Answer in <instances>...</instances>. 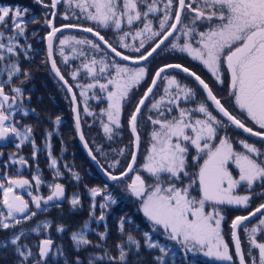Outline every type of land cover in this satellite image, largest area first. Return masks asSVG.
<instances>
[{"label":"snow or ice","instance_id":"obj_1","mask_svg":"<svg viewBox=\"0 0 264 264\" xmlns=\"http://www.w3.org/2000/svg\"><path fill=\"white\" fill-rule=\"evenodd\" d=\"M59 0H52V7H55ZM140 4H143L146 11L140 10ZM196 4V7H193ZM13 12L10 7L0 6V25L7 23L6 18L11 17L13 29L17 34H23L25 29L22 27L24 23V14L27 9L21 10L19 6H14ZM76 7L81 11H87V19L96 21L104 28L110 25L120 30L125 21L131 26L136 21H145L143 27L136 30L133 39L139 40V47H135L134 51L139 53L149 41L153 42V46L146 54L136 57L124 55L117 51L107 40L104 39L99 32L95 35L102 41L115 56L122 57L123 60L139 63L146 61L153 56L170 37L179 31V34L185 37V42L181 45L178 43L180 35L175 36V40L170 44L172 49H178L180 52L188 53L193 59L201 61L203 65L212 73L217 81H221V68L226 65V69L230 74L231 95L235 98V103L242 112L255 124L261 131H254L252 127H247L244 122L232 115L228 109L224 107L219 99L213 94L208 84L200 78L195 72L183 67L180 64H168L160 67L152 79L151 85L145 91L143 97L137 103L135 110L131 113L128 124L130 131L134 137L133 146L139 149L140 135L138 132V117L142 107L153 94L154 88L159 80L166 81L164 95L159 100L154 101L150 110H157V117H148L149 121L158 127H154L151 132V144L145 156V162L141 168L155 179L153 185L147 186L144 178L137 172L127 185L130 192L141 198L142 210L144 215L152 222L153 228L161 226L167 237L173 241H177L184 248L185 253L195 252L197 250L204 251L208 257H214L219 260L232 261L233 257L229 252V246L225 242L222 235L221 223L225 217L219 211V205H228L236 207H247L249 205L250 195L234 194L236 189L241 185H247L249 190L253 185L259 182L264 186V150L253 144L240 140L243 151H236L231 138L225 134L219 137V143H214L221 130H225L229 126H235L243 132L249 133L251 136L259 137L264 140V0H178V7L175 10L174 22L169 25L172 18L173 0H167L164 5L163 16L159 20V29H154L152 21L148 20L150 14H156L160 11L158 0H78ZM190 13L188 23L182 24V16L185 12ZM55 15V13H53ZM207 23L208 27L205 31H198L197 24ZM51 24V21H47ZM167 26V27H166ZM179 26V29H178ZM65 27H75L74 25H66ZM92 33V28L84 29ZM60 31L59 28L52 27L48 33V55L52 56V40ZM130 33L125 32L120 37V43L123 48H129L130 45L124 43L125 37ZM198 36L194 46L191 37ZM4 33L0 32V50H6L7 53H14L15 36H9V43H3ZM70 38L60 40L61 46L67 44ZM77 44H89L93 49L99 50L100 45L91 40H76ZM75 51V49H73ZM63 54V47H61ZM80 55H84L83 52ZM5 59L4 51H0V61ZM68 57L65 56V60ZM101 65L99 73H105L108 69L113 68L114 74L107 79L106 83H99L98 80L87 85H78V87L86 89H94L99 85L102 91H107L108 107L104 110L107 114V123L102 122L103 131L111 138L113 125L120 126V117L123 102L129 97L130 91L138 86L145 78L147 69L145 67H129L121 65L113 61L106 62L103 58L99 61L93 57L89 62L82 65L89 76L95 80L97 69L96 65ZM52 68L59 78L67 84L64 76L61 75L52 61ZM180 69L184 73L193 77L200 86L206 91V100L211 101L222 118L218 119L209 110L206 102H200L195 109L182 108L179 106L181 100L188 102L194 100L196 93L193 89L182 86L175 77L162 76L168 69ZM20 69L16 64H12L7 68L8 78L19 72ZM79 69L71 73L73 78L78 75ZM111 85V90L109 86ZM173 86L175 90L173 91ZM13 92L21 93L19 87L13 88ZM68 91L72 88L69 86ZM81 96H85L82 91ZM73 103L76 102V96L72 95ZM17 103L15 96L5 94L3 90V82H0V140H5L10 136L21 137L22 141L28 139L30 128H26L22 134L14 124L8 123L9 115L7 114ZM7 105V107H5ZM177 109L178 115L172 116L171 119L166 118L165 113L169 115L173 108ZM163 109V110H162ZM76 111V109H73ZM85 112H88L85 107ZM194 114H201L203 118L193 119ZM226 118V121L223 119ZM56 123H60V118H56ZM76 128H80V118L76 116ZM50 135V134H49ZM80 139L84 137L81 133ZM193 147L196 156L193 160L202 159L203 163L199 165L198 173H195V180L189 177L190 183L184 187H178L177 184H183V177H188L186 171L188 166L189 147ZM85 147L87 144L85 143ZM124 149H120L123 155ZM91 155V151L89 150ZM95 159V157H93ZM137 152L131 153V162L127 169L120 173V177L127 176L134 171L136 164ZM15 163L16 161L13 160ZM26 164L27 161L22 157L19 161ZM117 160L113 166H116ZM230 164L235 165L238 170V179L234 178L232 171L229 170ZM57 160H51V167L55 168ZM57 174H59L57 172ZM110 179L117 180L120 177L108 174ZM167 176V180L163 179ZM79 178L78 176L76 177ZM37 186L41 184L39 175L34 177ZM30 182L27 179H8L7 184L0 180V191L3 193L2 205L6 209L0 211V227L7 229L10 227L8 220L13 224H20L21 220L17 219V215L22 216L25 220L30 219L35 213H28V202L22 196L16 194L15 189H23ZM193 184H198L199 198L191 195ZM167 185V186H165ZM92 196L98 194L97 189H92ZM264 195V193H261ZM64 195V188L60 184L54 186L52 195L44 201L47 204ZM41 197H32L35 206L39 209L41 206ZM111 202V196L108 197ZM71 204L76 206L79 204V198L74 197ZM212 206V211H206V205ZM103 207V206H102ZM264 210V204H260L253 212L247 216H236L231 223V237L235 245V253L239 259V264H246L244 253L241 248V240L238 236L237 229L242 227L243 222L255 217ZM104 217L101 215L100 220ZM123 219L121 221V230H123ZM45 227L47 224L44 225ZM33 229L34 231L38 230ZM83 229H88V224L83 225ZM58 230L63 231V228ZM249 233V243L251 248L258 249V261L252 258V264H264V243H257L255 234L258 231H264V218H261L258 225L253 226L250 230L244 228ZM23 231L19 235L12 238L11 243L17 245V242L23 236ZM104 234H101L103 236ZM145 243L149 248H159L163 254L157 257L159 264H165L164 255L168 254L166 247L161 246L152 239L148 233H144ZM72 240L77 248L80 245L88 244L83 231L72 233ZM129 244H134L139 249L140 244L131 235L128 237ZM51 240L42 241L40 247V256L44 257L48 254L51 246ZM121 248L119 260L124 261L126 253ZM27 246L23 248L17 245L16 251L19 255L27 260L31 255L30 250L26 251ZM91 264V261L89 262Z\"/></svg>","mask_w":264,"mask_h":264},{"label":"flooded vegetation","instance_id":"obj_2","mask_svg":"<svg viewBox=\"0 0 264 264\" xmlns=\"http://www.w3.org/2000/svg\"><path fill=\"white\" fill-rule=\"evenodd\" d=\"M77 3H75L74 5L70 4L66 6L65 0H59L57 5L55 7H52V1L50 0H0V6L10 7L13 12L15 11L14 6H19L21 10H28L24 14V23L22 27H24L29 36L28 43L24 46V48H32L29 55L30 59L28 58L29 63L24 62V59L22 58V36L20 34H17L13 29L11 17L6 18L7 23H5L4 25H0V32L4 33L2 41L3 43L8 44V37L15 36L14 53L9 54L6 52V50H0L4 51L5 53V59L0 61V82H3V90L5 94L9 95L10 97L15 96L17 98V103L13 105L12 109L7 113L9 115V121H7L6 124H14L17 130H19L22 134L25 132L26 128L31 129V132L28 134V139L26 140L22 141V136H10L5 140H0V180H2L5 185L7 184L9 178L27 179L30 182L23 189H15L16 194L22 196L23 199L28 202V213L33 212L34 208L36 207L35 203L32 200V197L43 198L41 200V203L44 204V209H47V207H49L50 209L63 208L65 204H68L70 189L73 186L80 187L81 185L87 186L89 184H95L97 177V174H95L92 168H94L96 172L97 169L95 168L94 164L91 163L82 147L81 142H79V132L77 131L75 121L76 111L73 110L75 109L74 103L72 99H70L67 88L62 85L60 80L56 77L52 67L50 66V57L48 56V50L45 47L46 35L44 38V36L42 35L43 31L50 30L53 27V24L56 28H59L60 26H58L57 24L58 21L68 20L71 16H73V20L70 23H66L65 25L72 24L79 27L83 26L85 28H92L96 32H99L105 40H107L113 47L117 49V51L122 52L124 55L136 57L139 54L141 55L149 51V42L145 44V47L141 49L139 53L134 51L135 47H139V40L141 38L133 39L132 37L135 34L136 30L143 27V24L145 22L143 19L141 21L134 22L131 26L128 25L132 32L128 36V39L124 41V43L129 44L130 47L123 48L118 39H113L107 33H103L98 27H96L101 25H99L96 21L87 19V11L91 9L81 11L80 8L76 7ZM161 5V1L158 0V7L160 11L154 15H149V20H151L152 22H154L155 20L159 22L160 18L163 16ZM193 7H196V4H193ZM140 9L141 11H146L144 5H142ZM53 13H55V15H53ZM186 13L187 11L185 12V14ZM185 14L182 16V24L188 23L191 15L190 13H187L186 15ZM47 21H51V24L47 23ZM200 26L204 27L205 30L208 27L207 23H204ZM197 29L199 30L198 24ZM72 32L81 34L85 40L93 41V39H95L98 44H102L97 38L91 36L90 34L74 31ZM61 34H59L54 41V56L56 65L57 67H59L61 74L64 76V78H66L71 88H73V90L75 91L76 99L78 100V114L81 121V129L83 131L85 142L90 147V150L94 152L98 161L103 164L104 168L108 172L113 173V171L109 169V164H107L106 162L103 163L98 156L100 152L109 154L112 146L114 145L113 141H111V138H109V136L104 133L102 126V122H108L107 114L104 111L108 107L107 91H102L99 88L98 84L94 89L78 87V85L90 84L92 81L93 77L87 74V71L83 69L82 65L89 62L93 57L97 59L98 55H96V49H93L89 44L81 45L73 41L70 44L68 42L67 44L61 46L60 42H58V40L61 38ZM178 34L179 31H177V33L170 39V41L174 39ZM196 38L197 36L195 35L191 37L192 43H195L197 41ZM184 42L185 37L180 35L178 43L183 44ZM43 46L44 48H46L44 52ZM61 47H63V54L61 53ZM102 47H104V45ZM104 48V50L108 54H110L106 47ZM73 49H75V51ZM174 51L176 53V58H180L182 53L178 49H174ZM81 52H83L84 55H80ZM65 56L68 57L67 60H65ZM110 56L114 60H119L113 54H110ZM185 58L191 62L195 60L188 53H185ZM104 60L110 61L111 59L107 57ZM149 62L138 65L130 63L129 64L136 67L142 65H147L146 67H149L151 64ZM12 64H16L19 67L20 71L15 73L12 76L11 80H9L7 68ZM100 66L101 65L99 64L95 66L97 69V73H99ZM77 69H79L78 75L76 76V78H73L71 73L73 71H76ZM111 70L114 72L113 68ZM104 74V76H102L103 74H101L100 76L106 80L108 78L106 74L108 76L110 75L108 71ZM198 75L208 83L213 94L217 97V99L221 101L224 107L228 109V111L232 115L236 116L238 119L244 122V120L238 117L234 112L233 106H236V103L234 100V96L230 94L231 80L228 71L226 70L225 72H222L220 74L222 82L217 81L215 77H208L205 74L203 75L199 73ZM16 87H19L21 89V93L18 94L12 91V89ZM199 87L198 89H194L196 93L194 100L188 102L181 100L179 102V106L182 108L195 109L200 102H206L209 110L212 111L213 115H216L218 119H221L222 114L218 113V110L215 109L211 101L206 100L207 94L204 93L201 87ZM109 90H111V86H109ZM82 91H85V96H81L80 93ZM152 97L144 106L145 108L142 110L141 115L139 116L138 132L141 139L139 148L140 152L137 158V165L134 168L132 174L133 176L136 170L141 172L140 175L144 178L145 183L147 186H149V188L155 183V179L153 177H151L152 180L147 179L146 176H150V174L145 172L141 168V165L145 162V156L147 155V150L151 144L150 134L153 131L154 127H158L154 126L148 119V117L151 115L157 116V110L149 109L151 100L153 99ZM134 98L135 96H133L132 94L131 98H127L125 102H123V110L120 117L122 121L130 117L128 113L133 103L134 108L132 112L135 110V107L139 102V98L135 100V102L133 100ZM5 107H7V105ZM85 107H87L88 112H85ZM173 114L178 115V111L177 109H175V107L173 108V111L170 115L168 113H165V116L166 118L171 119ZM195 115L197 117L203 118L201 114H194L193 117ZM57 117L60 118L59 124L56 123ZM223 119L225 120V122H227L225 118ZM112 127L113 132L111 134V137L114 140H118L116 138H120L122 135H125L128 130L125 128L123 123L120 124L119 127H116L114 125ZM229 128H232L235 132H239L235 126H229ZM219 137L220 136L218 133V137L214 141V143H219ZM231 142L233 143L235 150L239 151L238 141L235 136H232ZM261 142L259 141V143ZM194 156H196L195 149L190 146L188 166L186 168L189 176L183 177V184L178 183V187L187 186L190 183L189 177L192 180L196 178L194 174L198 173L199 165L203 163V160H193L192 157ZM21 157L27 161L26 164H21L19 162ZM53 158L57 160V165L55 168L50 166L51 160ZM13 160H15L16 162L14 163ZM130 160L131 157L128 161L129 163ZM229 170L238 173V170L235 169V165L230 164ZM57 172L59 174H57ZM37 175H39L41 178V184L39 186L36 185L34 180V177ZM77 176L79 177L78 179L76 178ZM132 176H130L125 181L131 179ZM163 179L167 180V176H164ZM56 184H60L63 186V198L57 199L56 201H49L47 204H45L44 201L47 199V197L52 195L54 186ZM195 188L198 189V184L197 186L196 184L192 185L191 193L195 192ZM41 192H43V194H41ZM233 208L234 207H232L230 211H232ZM261 216H264V213L259 217ZM259 217H257L256 219H258ZM227 220L230 221V219L228 218ZM246 225L247 224L243 225V227L239 230L240 235L242 234L241 231ZM247 242L249 243V240H247ZM241 244H243V252L247 261L249 244H247L246 242L242 243V240Z\"/></svg>","mask_w":264,"mask_h":264},{"label":"trees","instance_id":"obj_3","mask_svg":"<svg viewBox=\"0 0 264 264\" xmlns=\"http://www.w3.org/2000/svg\"><path fill=\"white\" fill-rule=\"evenodd\" d=\"M92 169L97 174L96 181L97 178L99 181L87 186H73L64 209H44V204L41 203L39 209L34 208L35 215L30 219L25 220L17 215V219L21 220L20 224L14 225L13 221L8 220L10 227H0V264H89L90 261L91 264H159L157 257L163 254L159 248L147 247L145 232L168 250V254L164 255L165 264H221L216 259L203 256L198 250L185 253L181 244L169 239L163 229L158 226L153 228L152 222L127 193L123 182L108 184ZM92 189L98 191L95 197L92 196ZM109 196L114 203L108 199ZM74 197L79 198L76 206L71 204ZM2 199L3 193L0 191V211H4L6 215ZM101 215L103 220H100ZM85 223L88 224L87 230L83 229ZM38 225V230L34 231ZM59 228H63V231L58 230ZM21 231L24 234L17 245L22 248L26 245L25 250H30L31 255L27 260L16 251L17 245L11 243L12 238ZM81 231L90 243L77 248L72 240V233ZM129 235L139 242V249L134 244H129ZM44 239L53 241L51 253L46 258L40 256L39 245ZM118 245L126 253L123 262L119 260L121 248Z\"/></svg>","mask_w":264,"mask_h":264},{"label":"rangeland","instance_id":"obj_4","mask_svg":"<svg viewBox=\"0 0 264 264\" xmlns=\"http://www.w3.org/2000/svg\"><path fill=\"white\" fill-rule=\"evenodd\" d=\"M52 1V0H50ZM162 5H161V8L163 10V13H164V5L167 3V0H160ZM120 2L122 3V0H120ZM150 2V0H149ZM65 3H66V6L67 5H74L75 3H77V0H65ZM143 4H140V8L142 7ZM178 7V0H173V8H172V16L173 18L170 19L169 21V25L174 22V14H175V10L176 8ZM141 10V9H140ZM74 13V12H72ZM187 14V13H186ZM185 14V15H186ZM73 16H71L68 20H60L58 21V26H62V25H65L66 23H70L72 20H73ZM150 17H148L147 19L149 20ZM186 19V18H185ZM79 25V24H78ZM152 25H153V28L154 29H159V22H157L156 20L154 22H152ZM199 22H198V28L199 30L198 31H205V28L204 27H201ZM98 27L103 33H107L110 37H112L113 39H118L120 41V37L124 35L125 32H128L131 34V29L128 27L126 21H124V23L122 24V27L120 30H117L115 29L114 26H109L108 28H104L102 26H96ZM167 27V26H166ZM51 31L50 30H44L42 35L44 36L45 38V35H46V38L48 36V33ZM48 32V33H47ZM22 36L21 38V51H22V58L24 59V62L26 63H29V55H30V51L32 48H29V49H25L24 46L27 45L28 43V39H29V36H28V33L27 31H24L23 34H20ZM180 35V34H178ZM129 36V35H128ZM128 36L125 37L124 41L126 39H128ZM25 38V39H24ZM45 38V40H46ZM65 38H70L69 39V44L73 42H76V40H85L84 37H82L81 34H76V33H69V32H64L61 34V38L58 40V42H60V40L62 39H65ZM198 40V36L196 38ZM175 40L172 39L170 41V43L168 45H166L164 48H162L160 51H159V54L156 55L152 60H150L149 63L150 66L149 67H146L147 65H142V66H138V67H145L147 69V73H146V76L144 78V80L136 87H134L131 91H130V94H129V98H131V95L133 94V96H135V98L133 99L134 102L135 100H137L139 98V100L143 97L145 91L147 90V88L150 86V83L152 82V79L155 75V72L163 65H168V64H171V63H180V64H184L185 66H187L188 68H191V70H193L194 72L196 73H200V74H205L207 75L208 77H214L212 75V73L207 69V67L205 65L202 64L201 61H198V60H194V61H189L185 58V53L186 52H181L182 55L180 58H176V53L174 51V49H172L170 47V44ZM93 42L94 43H97L95 39H93ZM44 44V42H43ZM42 44V45H43ZM194 45L198 46V44L195 42L193 43ZM100 45V48L99 50L96 49V55H98L97 59L98 61L103 58H110L111 60L110 61H106L108 63H112L113 61H115L116 63H119L121 65H128L129 67H136V66H133V65H130L129 63L127 64H124V62L122 63V61H119V60H114L112 59V57L110 56V54H108L104 49V47H102L103 45L102 44H99ZM182 45V44H181ZM153 46V42L152 41H149L148 43V49H150L151 47ZM45 47L47 48L46 46V41H45ZM44 46H43V52L45 51ZM143 54H146L143 53ZM140 55V54H139ZM29 58V59H28ZM29 65V64H28ZM112 68L108 69V73L109 75H113L114 72L111 70ZM227 69H226V65L222 66L221 68V73L222 72H225ZM106 71V72H107ZM220 73V74H221ZM103 74L102 76H104L105 74L104 73H97L96 74V78L95 80L92 78V81L91 83H94L96 82V80L99 81V83H106L107 82V79L110 78V76H108L106 74V76L108 77L106 80L103 79L100 75ZM163 76H167V77H175L176 80L179 82L180 85L182 86H187L191 89H198L199 85L196 84L194 81H192L190 78H188L184 73H179L177 71H171V72H168L166 74H164ZM158 87L156 89V91L154 92V94L152 95L153 99L151 100V104L156 101V100H159L160 97L162 95H164V88L166 86V81H164L163 79H161L158 83ZM198 85V86H197ZM111 86V85H110ZM200 88V87H199ZM173 91L175 90V87L173 86ZM127 99V98H126ZM125 99V100H126ZM235 100V99H234ZM125 102V101H124ZM134 106V103L131 105V108L129 109V116L133 110V107ZM151 106V105H150ZM149 106V107H150ZM234 112L235 114L240 117L242 120H244V122L247 124V126L249 127H253L254 129H256L257 131H261V129L259 128L258 125H255L247 116H246V113L242 112V110H240L238 108V106L234 105ZM150 109V108H149ZM123 110V108H122ZM173 116H176V114H173ZM151 117L153 118H156L157 116H154V115H151ZM195 118H200V117H197L196 115L193 117V119ZM128 120H129V117L127 119H125L124 121H122L120 119V124H124L125 128L128 129L126 134L125 135H122L120 138H116L118 140H114L112 137H111V141H113V146L110 150V153H99V157L100 159L102 160L103 163H107L109 164L110 168L112 171H121L122 169L124 170L127 166V164L129 163V159L131 157V153L133 152L132 149H133V136L132 134L130 133V129H129V124H128ZM130 133V135H129ZM225 134H227L230 138H232V136H235L237 138V141H238V146H239V151H243L241 145L239 144V141L240 140H245L247 141V143L249 144H253L255 145L256 147L264 150V142H261L259 143V141L253 139L252 137H248L247 135H245L244 133H242L240 130L239 132H235L232 128H227V130H221L219 131V136H224ZM120 149H124V153L123 155L120 154ZM261 159H264V157H261ZM119 161L118 164H116V166H113L115 164L116 161ZM122 170V171H123ZM121 171V172H122ZM139 172L138 170L135 171V174ZM141 173V172H139ZM233 173V176L234 178H237L238 179V173L236 172H232ZM116 174H120V173H116ZM134 174V175H135ZM133 175V176H134ZM132 176V177H133ZM147 179H151V176H146ZM132 179V178H131ZM131 179L127 180V181H122L124 184H125V189L127 191L128 194H130V196L132 197V199L134 200V202H136L137 205H139V208L140 210L143 212L142 210V200L141 198L139 197H136L134 196L130 190L128 189L127 185L131 182ZM196 178H194L193 180H195ZM99 181V178H97V181ZM115 184V183H113ZM197 186V184H196ZM199 188L196 189L195 188V192H192L191 195L196 197V198H199ZM261 193H264V186H262L259 182L255 183L252 187L251 190H249L247 188V185H241L239 186L235 193L234 194H237V195H250L251 196V199H250V202H249V205L245 208V207H239V208H236V206H228V205H219L218 208H219V211L221 212V214L225 217V219L222 221L221 223V229H222V235L225 239V242L228 244L229 246V252L230 254L232 255L233 257V260L232 261H225V260H219V259H216L214 257H208L204 254V251H200L203 253V256H206L208 257L209 259H216L217 261H219L221 264H239L238 263V257L236 256V253H235V246L232 242V237H231V223H232V220L236 217V216H243L245 214H248L250 212L253 211L254 208L258 207L260 204H263L264 203V195H262ZM233 208L232 211H230L231 209ZM206 211H212V206L209 204V205H206ZM144 214V213H143ZM230 219L229 220H227ZM261 218H264V216H261L259 217L258 219H254L253 221H251V223H248L246 226H244V228H248L249 230L253 227V226H256L258 225V222ZM229 224H230V229H229ZM160 227L161 229H163L161 226H158ZM244 228L243 230L241 231V240H242V243L246 242L247 244H249V249L251 248V244L247 242V240H249V233L245 232L244 231ZM164 231V230H163ZM255 239H256V242L257 243H264V232H261V231H258L256 234H255ZM40 246V245H39ZM249 249H248V255H247V261H248V264H252V258L255 257L256 260L258 261V258H259V254H258V249H252L251 250V253L249 252Z\"/></svg>","mask_w":264,"mask_h":264},{"label":"water","instance_id":"obj_5","mask_svg":"<svg viewBox=\"0 0 264 264\" xmlns=\"http://www.w3.org/2000/svg\"><path fill=\"white\" fill-rule=\"evenodd\" d=\"M53 24V23H52ZM72 25V24H71ZM66 25H62L61 27H59V29H60V31L56 34V36L55 37H53V40H52V56H51V58H50V66L52 67V61L54 60L55 61V63H56V60H55V56H54V41H55V38L59 35V34H61L62 32H72V31H74V32H79V33H87V34H90L91 36H93V37H95V38H97L98 40H99V38L95 35V30H93V32L92 33H89V32H87V31H85L84 29H87V28H85V27H79V26H76V25H74L75 27H65ZM53 27H55L54 26V24H53ZM179 27V26H178ZM51 30H52V28H51ZM175 35V34H174ZM172 37H170L169 38V40L168 41H166V43H165V45H163L160 49H158L157 50V52L156 53H154L153 54V56H151V57H149L146 61H140L139 63H133V61H126V60H123L122 59V57H119V56H115V54L114 53H112L111 52V49H109L102 41H100L103 45H104V47H106V49L110 52V54H113L115 57H117L120 61H122V62H124V63H130V64H134V65H138V64H142V63H146V62H149V60H151L153 57H155L156 55H158L159 54V51L163 48V47H165L169 42H170V39H171ZM46 46H47V50H48V36H47V38H46ZM49 56V55H48ZM171 64H179V63H171ZM180 65H182L183 67H186L185 65H183V64H180ZM57 66V65H56ZM164 66V65H163ZM162 67V66H161ZM58 69H59V67H57ZM186 68H188V67H186ZM53 69V68H52ZM189 69V68H188ZM191 70V69H190ZM53 71H54V69H53ZM60 71V70H59ZM171 71H177V72H179V73H184L182 70H180V69H168V70H166V72L165 73H163L162 74V76L164 75V74H166V73H168V72H171ZM192 71V70H191ZM55 72V71H54ZM192 72H194V71H192ZM61 73V72H60ZM196 73V72H195ZM186 76H188L192 81H195L196 83H198L193 77H191L189 74H187V73H184ZM197 74V73H196ZM55 75H56V73H55ZM62 75V74H61ZM198 75V74H197ZM199 76V75H198ZM56 77L60 80V82L62 83V85H64V87L65 88H67V90H68V88H69V83H68V81L66 80V78H64V80H66L67 81V84H65L64 83V81H62L60 78H59V76H57L56 75ZM201 78V77H200ZM202 79V78H201ZM203 80V79H202ZM160 81V80H159ZM159 81H158V83H159ZM157 83V86L154 88V91H153V93L155 92V90L157 89V87H158V84ZM205 83H207V82H205ZM208 84V83H207ZM150 85H151V83H150ZM200 86V85H199ZM209 86V85H208ZM201 88H202V86H200ZM210 88V87H209ZM202 90L204 91V93H206V91L202 88ZM69 92V91H68ZM73 93L75 94V91L73 90V88H72V91L71 92H69V95H70V99H72V95H73ZM76 96V95H75ZM151 97H152V95L150 96V98L146 101V103H145V105L147 104V102L151 99ZM144 105V106H145ZM74 106H75V109H76V116H77V114H78V100L76 99V102L74 103ZM142 107V109H141V112H142V110L145 108V107ZM79 115V114H78ZM141 115V113L139 114V116ZM226 119V118H225ZM76 121V120H75ZM138 121H139V117H138ZM246 125V124H245ZM247 126V125H246ZM247 127H249V126H247ZM129 129H130V127H129ZM238 131L240 130L242 133H244L245 135H247L248 137H252L253 139H256V140H258V141H264V140H261V138H259V137H255V136H251L249 133H246V132H243V130H241V129H238V128H236ZM254 130V129H253ZM77 131L79 132L78 133V138H79V142H81V144H82V147H83V149H84V151H85V153L87 154V156H88V158H89V160L91 161V163H93L94 164V166H95V168L97 169V172H98V174H101V176H102V178L108 183V184H113V183H118V182H122V181H124V180H126V179H128L130 176H132V174H133V172H131V173H129L127 176H124V177H120V174H115V173H110V172H108L105 168H104V166H103V164L102 163H100V161H98V159H97V157L95 156V154H94V152H92V150H90V147L87 145V147H85V139L82 141L81 139H80V135H81V133L83 134V131H82V129H81V121H80V128L79 129H77ZM254 131H256V130H254ZM132 134V133H131ZM133 136V135H132ZM84 137V136H83ZM133 139H134V137H133ZM140 143H141V139H140ZM87 144V143H86ZM139 148H140V146H139ZM89 150L91 151V155L89 154ZM133 151H136L137 152V158H138V155H139V152H140V150L138 149H135L134 148V146H133ZM93 157H95V159H93ZM130 162H131V160H130ZM137 159H136V164L134 165V168L136 167V165H137ZM127 169V168H126ZM125 169V170H126ZM124 170V171H125ZM124 171H122V172H124ZM111 174V175H113V176H117V177H120L119 179H117V180H112V179H110V177H109V175L108 174ZM61 198H63V197H59V198H57V199H61ZM57 199H54L53 201H56ZM264 204V203H263ZM257 208V207H256ZM256 208H254L253 209V211L256 209ZM252 211V212H253ZM264 213V210H262V212L261 213H259V214H257L255 217H251L249 220H247V221H245V222H243V225H245V224H247V223H249V222H251V221H253L255 218H257L258 216H260L261 214H263ZM248 214H245V215H243V216H247ZM235 219V218H234ZM243 225H242V227H243ZM242 227H240V228H238L237 229V233H238V236H239V238H240V240H241V236H240V233H239V230L242 228ZM231 232H232V229H231ZM45 241V240H44ZM232 242H233V244H234V241L232 240ZM52 244H53V241H52V243H51V246H50V248H49V251H48V254L46 255V256H44V257H48L49 256V254L51 253L50 251H51V247H52ZM235 246V245H234ZM241 248H242V251H243V244H241ZM244 253V252H243ZM244 257H245V254H244ZM245 262H246V257H245ZM238 263H239V259H238ZM246 264H247V262H246Z\"/></svg>","mask_w":264,"mask_h":264}]
</instances>
